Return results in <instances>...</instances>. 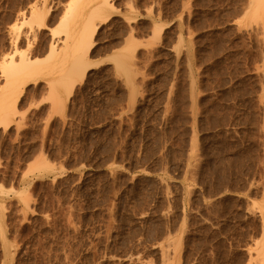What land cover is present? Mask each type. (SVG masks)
<instances>
[{
    "label": "rangeland",
    "instance_id": "1",
    "mask_svg": "<svg viewBox=\"0 0 264 264\" xmlns=\"http://www.w3.org/2000/svg\"><path fill=\"white\" fill-rule=\"evenodd\" d=\"M107 1L82 81L0 125V264H264V3ZM72 6L0 0V69L60 61Z\"/></svg>",
    "mask_w": 264,
    "mask_h": 264
},
{
    "label": "bare ground",
    "instance_id": "2",
    "mask_svg": "<svg viewBox=\"0 0 264 264\" xmlns=\"http://www.w3.org/2000/svg\"><path fill=\"white\" fill-rule=\"evenodd\" d=\"M93 1L74 0V6L69 7L67 9V12L64 14V20L62 25L63 27L61 28V30H59L60 32H58V34L62 33V37L54 39L52 36V38H50V42L47 43L48 44L47 50L49 51L50 54L51 53L57 54L58 52L60 53V51L63 53V58L62 57H61L62 59L59 58L60 61L57 59L58 62L56 61V63H54L51 67L50 66L47 67V66H40L39 62L35 60V58L29 56L28 54L25 55L22 54L20 55V57L15 59L14 54L16 52V48H14L12 54L10 55V57H8L9 60L4 61V64L2 63L3 66L1 67L0 70L1 73H3L7 79V84H6L7 88L4 91L1 89L3 92L0 94V125L3 124L4 126L8 124L7 121L10 119L11 108L12 107L15 108V103L20 95L17 88V86L20 85V83L21 85L22 84L25 85L29 83V81L31 80H35V81L36 79L39 80L40 76L43 77L46 74L48 75V73H50V71H52L53 69L55 70L56 68H59V71L58 69H56L58 73L57 71L55 73L60 75L59 79L55 80L53 78L55 81H51V83L49 81L50 83L49 87L51 93L50 99L53 103V106L55 105L54 107H56L57 104L59 103V98L61 97L60 94L64 93V95L69 96L72 89L74 88L73 87L74 83L76 81L77 82L82 81V79L85 77L87 70L95 64L91 61V59L89 60V56H88L92 48L93 42L87 43V40H89L92 37L95 31V28H93L92 26L93 19L100 18V20L103 21V19H106V17L108 18L109 14H107L108 16L107 15L105 16V14L103 15V13H105V8L111 5H109L107 0H101V1L96 0L94 1L96 4ZM90 2H92V4H95L94 7H92V9L90 7L91 5ZM251 3L252 5H254V7H251V9L254 8L256 10L255 12H258L259 10L258 7H260L261 9L264 6V5L262 7L260 6L262 5V3H264V0H251ZM263 9L264 7L261 10ZM37 15L38 12L31 10L30 18L32 17L37 18ZM44 19L45 16L43 15L41 17L42 24L44 23ZM91 26L93 29L91 28ZM156 28H158L157 25ZM159 32L160 31L158 30L157 32L158 35ZM130 69L133 70L131 67ZM190 75L189 77H191ZM36 167L41 169L42 168L46 169L48 167L50 169V165L48 164V161L46 159L39 162L38 165L36 164L34 168L35 170Z\"/></svg>",
    "mask_w": 264,
    "mask_h": 264
}]
</instances>
